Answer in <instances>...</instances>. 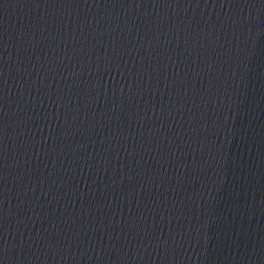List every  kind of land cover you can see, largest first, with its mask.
Returning <instances> with one entry per match:
<instances>
[{
  "label": "water",
  "instance_id": "95a60500",
  "mask_svg": "<svg viewBox=\"0 0 264 264\" xmlns=\"http://www.w3.org/2000/svg\"><path fill=\"white\" fill-rule=\"evenodd\" d=\"M0 264H264V0H0Z\"/></svg>",
  "mask_w": 264,
  "mask_h": 264
}]
</instances>
